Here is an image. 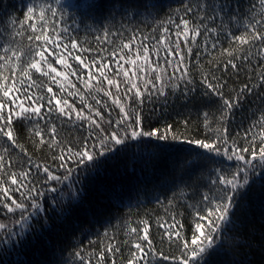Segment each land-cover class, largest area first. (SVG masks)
<instances>
[{"label": "snow or ice", "instance_id": "obj_1", "mask_svg": "<svg viewBox=\"0 0 264 264\" xmlns=\"http://www.w3.org/2000/svg\"><path fill=\"white\" fill-rule=\"evenodd\" d=\"M25 7L0 17V264H264V0Z\"/></svg>", "mask_w": 264, "mask_h": 264}, {"label": "trees", "instance_id": "obj_2", "mask_svg": "<svg viewBox=\"0 0 264 264\" xmlns=\"http://www.w3.org/2000/svg\"><path fill=\"white\" fill-rule=\"evenodd\" d=\"M45 0H0V17H4L7 14L11 13L15 16H17L18 18H23V14L26 12V5L28 4H32V3H44ZM46 2L48 3H52L53 6H56V0H46ZM82 2V0H61V3L63 4H68V3H79ZM162 2L165 5L171 6V7H176L181 3V0H162ZM248 2V0H240V4L246 5ZM75 10L73 9H68L67 12L65 13V17H70L73 12ZM76 15H79V13H76ZM127 22V21H125ZM71 23V20H69V24ZM89 23H92L91 21H89ZM96 34H99V32L97 31ZM77 35V40L78 43L84 44L86 41L88 42V46L89 47H96V42L94 39V35L90 32L86 33L83 30V26H81V30L76 34ZM6 37H0V40H3ZM17 40H22L23 38L17 36L16 37ZM105 45H100V47H104ZM38 76V74L34 75V78H36ZM79 87V85H78ZM31 151V149H30ZM39 158L38 156H34V159ZM134 203V201H132ZM141 213L145 212V211H150L151 213L154 214L153 216V223L155 220V214H159L161 216H163V212L162 210H160L154 203L153 204H149L147 205V208H142ZM166 218V217H165ZM99 227V226H97ZM256 227H257V231L254 233V246L251 249H244L243 251L247 254V257L249 259H253V260H259V251H258V247H259V243H260V233H259V223L257 221L256 223ZM153 231H155V226L153 227ZM84 245L87 246L88 241L85 239L83 241ZM126 254V253H125ZM119 259V258H118Z\"/></svg>", "mask_w": 264, "mask_h": 264}]
</instances>
